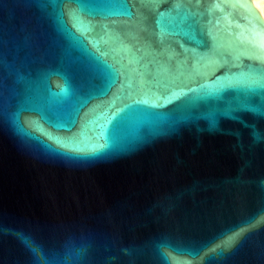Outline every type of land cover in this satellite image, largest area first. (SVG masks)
Masks as SVG:
<instances>
[{"label":"water","instance_id":"obj_1","mask_svg":"<svg viewBox=\"0 0 264 264\" xmlns=\"http://www.w3.org/2000/svg\"><path fill=\"white\" fill-rule=\"evenodd\" d=\"M0 264H264L251 0H0Z\"/></svg>","mask_w":264,"mask_h":264},{"label":"bare ground","instance_id":"obj_2","mask_svg":"<svg viewBox=\"0 0 264 264\" xmlns=\"http://www.w3.org/2000/svg\"><path fill=\"white\" fill-rule=\"evenodd\" d=\"M251 1L264 17V0H251Z\"/></svg>","mask_w":264,"mask_h":264}]
</instances>
